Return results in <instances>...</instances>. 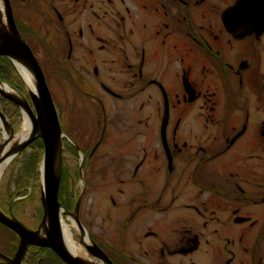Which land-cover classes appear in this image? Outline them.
I'll return each instance as SVG.
<instances>
[{
  "label": "flooded vegetation",
  "instance_id": "obj_1",
  "mask_svg": "<svg viewBox=\"0 0 264 264\" xmlns=\"http://www.w3.org/2000/svg\"><path fill=\"white\" fill-rule=\"evenodd\" d=\"M10 3L48 85L53 75L62 78L83 110L95 112L96 125L86 128L77 104H56L64 144L83 154L78 172L64 158L62 172L84 179L88 157L100 155L106 136L112 144L102 151L104 165L98 156L96 164L110 188L120 182L121 193L108 204L111 213L103 216L98 205L91 218L114 229L85 228L108 258L264 264V0ZM12 200L0 195L8 215ZM0 232V252L14 258L19 235L1 223ZM50 250L32 245L22 264L35 251L53 259Z\"/></svg>",
  "mask_w": 264,
  "mask_h": 264
},
{
  "label": "water",
  "instance_id": "obj_2",
  "mask_svg": "<svg viewBox=\"0 0 264 264\" xmlns=\"http://www.w3.org/2000/svg\"><path fill=\"white\" fill-rule=\"evenodd\" d=\"M0 4L4 7L6 21V25L0 23V56L9 58L17 71L18 69L14 60L21 61L32 72L37 86V94H31L27 90L29 98L27 99L25 97V101L0 89V97L15 104L22 113L26 112L35 125L32 136L21 144L15 158L38 138L42 139L44 144V153L41 163L43 183L41 202L44 214L41 223L37 230H30L21 222V220L14 215L12 208L13 203L17 199L12 200L9 215L4 213L0 208V223L16 232L20 237L19 248L14 258H10L0 252V259L4 260L6 264H22L28 248L33 245L52 249L66 264H92L72 255L65 247L63 240L61 215L63 212L68 211H66L59 201L62 167H58L57 161L64 139L68 137L62 130L59 111L53 100L42 67L33 50L24 40L17 28L10 0H0ZM7 86L20 93L15 88L9 85ZM0 119L6 123L7 126H10L11 129L13 128L7 116L1 110ZM80 202V200L77 202L75 212L72 214H74L76 226L80 231L84 232L86 229L78 217ZM44 224L47 225L45 236L41 235V228ZM91 242L92 243L87 245V251L94 259L102 264H114L98 245L92 240Z\"/></svg>",
  "mask_w": 264,
  "mask_h": 264
},
{
  "label": "rangeland",
  "instance_id": "obj_3",
  "mask_svg": "<svg viewBox=\"0 0 264 264\" xmlns=\"http://www.w3.org/2000/svg\"><path fill=\"white\" fill-rule=\"evenodd\" d=\"M35 43V42H34ZM35 49L37 50V53L39 55V57L41 56V52L38 46H35ZM17 71V70H16ZM18 76L20 77L21 81H22V85L24 88V96L28 99V92H27V86L25 84V82L22 80L19 72L17 71ZM58 74V73H57ZM1 81V80H0ZM4 83V82H3ZM49 87L53 96V99L55 101V103L57 105L65 103V100L68 99L69 102L75 103L78 105V108L80 109V111H83L84 114V119H83V124L84 127L86 128H90L93 125H96L97 120H95L94 118V111L89 112H85L86 110H83V107L86 105L85 103H83V99L80 96V94L78 93L77 90H75L73 87L69 88L68 85L66 84V82H64L62 80V78L57 77L55 75H53L50 80H49ZM9 86H11L8 83H5ZM12 87V86H11ZM14 88V87H13ZM72 106V105H71ZM70 106V107H71ZM6 110L7 114V119L10 123V125L13 127V131H18L23 123V113L20 110V115L17 116L15 115V113L13 112V110L11 108H9L8 105L2 103V110L0 108L1 111ZM58 111L60 112L59 108ZM4 113V111H3ZM5 114V113H4ZM120 117H122L123 119V124H129L130 120H129V114L126 113H122L120 115ZM119 117V118H120ZM124 128V126L122 127ZM113 129V128H112ZM110 130V129H109ZM119 131V130H118ZM124 131V133H129L126 130H120V132ZM1 133H2V129H1V124H0V137H1ZM122 133L124 136L125 134ZM156 133V132H155ZM154 133V134H155ZM117 136H121L119 132H116ZM154 140L159 139V135L157 136V133L152 137ZM97 140V139H96ZM104 141H106L103 145H100L99 148H101V153L98 156L96 154V156L94 155H90L88 157V162L86 163L84 169H83V178H80V180H77L75 182H73L69 176L67 175V171L69 172V170H64L61 174V182H62V178H63V187L61 189V194L60 196L63 197V201H64V205L63 207L66 209V211L72 213L75 212V207H76V199L77 196L79 197H83V201L81 203V209L82 212H84L83 216L85 218H83V216H81V220L82 223L84 224L85 228L87 229V231H97L98 227H100L101 229L104 230H112L114 228H112L113 223L111 221H109V223L103 218H100V224L98 225L95 222H92V215H96L97 212V208L98 205H100V210L102 212L103 216H107L108 213H111V208L109 207V205H114V202H117L119 200V196H120V187L121 184L120 182H116L113 184V187L110 188L108 185V182H110V180L108 181V179H106L104 177V174L100 172L98 165L96 164V158L98 156L97 161L99 162V164H103L105 163V161L107 160V156L102 155V151L109 149L112 144H108L107 141H109V137L106 136L104 138ZM70 144L72 145V143L70 142ZM70 144H64V165L65 166H69L74 173L78 172V170H80V164H81V160H83V154L80 152L79 155H74V149H70L72 148L70 146ZM32 145V144H31ZM30 145V146H31ZM73 145H77V143L73 140ZM30 146L25 149V154L23 155H19L17 156L13 162L9 165V167L7 168L2 180L0 181V195L3 196L4 195H10L13 192H15L16 190H18V186L17 185L19 183V179H20V173H21V169L22 167L25 165V161H27L28 158V154L30 155L31 153H33L34 148H30ZM72 150V151H71ZM44 153V152H43ZM28 158V159H27ZM43 159V157H42ZM42 163V161H41ZM41 163L38 165V168H36L35 173L32 177L31 183L29 184V186L27 188H21L19 191L20 193H24L21 197H20V203L18 204V207H16L17 210V216L19 218V220H21V222H23L30 230H35V226H37L38 224L40 225L42 217H43V208H42V202H41V190H42V174H41ZM63 167V166H62ZM73 174V172L71 171V175ZM82 176V175H81ZM85 181V183H84ZM124 188H126L124 186ZM86 189V192L84 193V190ZM126 190V189H124ZM8 191V193H7ZM71 194L72 197L70 199V202H72V206L71 209L67 207V204H69L67 195ZM79 197V198H80ZM103 198L100 200V198ZM128 197L126 195H124V193H122L121 196V200L123 201V203L125 202V200ZM62 199V198H61ZM67 200V202H66ZM99 202V203H98ZM7 203V202H6ZM109 204V205H108ZM24 206V207H23ZM22 208V209H21ZM120 210L125 211V207L121 208L119 207ZM118 211V210H117ZM118 213H120L118 211ZM121 214H125V212L121 213ZM68 216L65 215V219L68 220ZM112 220L114 218H111ZM84 221V222H83ZM78 231V230H77ZM0 234L3 236L2 240L5 239V235L2 234L0 232ZM78 239H80L77 236ZM89 256L91 258H93L90 254Z\"/></svg>",
  "mask_w": 264,
  "mask_h": 264
},
{
  "label": "bare ground",
  "instance_id": "obj_4",
  "mask_svg": "<svg viewBox=\"0 0 264 264\" xmlns=\"http://www.w3.org/2000/svg\"><path fill=\"white\" fill-rule=\"evenodd\" d=\"M0 23L6 25L5 16H4V7L0 4ZM14 63L20 72L26 86L27 90L31 94H37V86L35 78L32 72L19 60H14ZM0 89L6 92H9L22 101H25V96L21 95L17 91L12 90L6 84L0 82ZM1 124V137H0V181L2 180L7 168L15 159V156L19 152V148L23 142L30 138L34 131V122L26 114L23 113V123L20 129L16 132L11 129L10 126H7L0 119ZM64 155V145L61 148V152L58 157V167L63 166ZM57 167V169H58ZM43 186V184H42ZM65 215L69 218L65 219ZM61 227L65 247L67 250L74 256H77L83 260H86L92 264H102L98 260L91 258L87 251V245L92 243L87 231H80L76 226L74 221V214L69 212H63L61 215ZM47 225H43L41 228V235L45 236ZM78 230V231H77ZM77 236L80 238L78 239Z\"/></svg>",
  "mask_w": 264,
  "mask_h": 264
},
{
  "label": "trees",
  "instance_id": "obj_5",
  "mask_svg": "<svg viewBox=\"0 0 264 264\" xmlns=\"http://www.w3.org/2000/svg\"><path fill=\"white\" fill-rule=\"evenodd\" d=\"M18 26H19L21 35L27 41L28 35H27L26 30L23 29L21 27V24H19V23H18ZM44 70H45V68H44ZM0 80H1V82L10 84L12 87H14L16 90H18L21 94H24L23 93L24 88H23V86H21L22 81L17 74L15 66L13 65V63L11 62V60L9 58L4 57V56H0ZM2 103L8 105L9 108H11L13 110L15 115H17V116L20 115L19 107H17L15 104L9 102L8 100L0 97V108H1V110H2ZM3 111L6 115L7 114L6 110L3 109ZM30 148H34V151L30 155L28 154L29 159L27 158L28 160L25 161V165L21 169L19 183L17 184V185H19L18 190H16L15 192H13L10 195H6L7 197H11V200L16 198V197H21L24 194L23 192L20 193L19 190L21 188H27L29 186V184L31 183L32 177L35 173L34 170H36V168H38V165L42 161L43 152H44V144H43L42 139L38 138L34 143H32ZM24 152H25V150L22 153H20L19 155H22V154L24 155L25 154ZM62 183H63V178H62V182H61L60 190H59V201L62 205H64L63 197L60 196L61 189L63 187ZM7 193H8V191H7ZM68 197H69V199H68L69 204H67V207L71 209V206L73 203L70 202V199H71L72 195L68 194L67 198ZM66 202H67V200H66ZM19 203H20V200L16 201L14 203V207L15 206L18 207ZM43 213H44V211H43ZM34 250H35V248H34ZM50 254L54 257L53 259L47 257V255H45V254H42L40 252L35 251V252H33V255L31 257V261L26 262V264H66L51 250H50Z\"/></svg>",
  "mask_w": 264,
  "mask_h": 264
}]
</instances>
